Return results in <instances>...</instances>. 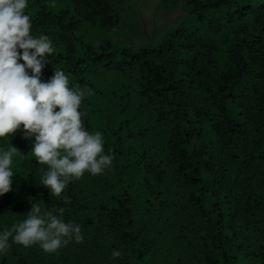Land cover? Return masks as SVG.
Here are the masks:
<instances>
[{
  "label": "trees",
  "instance_id": "16d2710c",
  "mask_svg": "<svg viewBox=\"0 0 264 264\" xmlns=\"http://www.w3.org/2000/svg\"><path fill=\"white\" fill-rule=\"evenodd\" d=\"M128 2L28 0L32 34L53 41L42 78L63 70L85 91L84 124L114 161L55 195L23 126L0 138L21 153L0 231L35 201L85 237L54 253L10 240L0 264H264V0H160L193 25L138 48L116 39Z\"/></svg>",
  "mask_w": 264,
  "mask_h": 264
},
{
  "label": "clouds",
  "instance_id": "9594fccd",
  "mask_svg": "<svg viewBox=\"0 0 264 264\" xmlns=\"http://www.w3.org/2000/svg\"><path fill=\"white\" fill-rule=\"evenodd\" d=\"M27 7L28 0H0V138L9 140L22 125L33 156L47 165L41 170V185L59 195L85 172L95 176L111 168L114 155L105 153L103 134L84 124L85 91L70 87L63 70L42 78V69L54 53L53 41L32 34ZM16 155L21 153L15 146H0V195L11 190ZM30 203L25 219L0 231V253L11 246L10 240L25 248L38 244L48 253L72 240L83 242L79 223L66 222L52 210H43L40 203ZM120 255L118 250L112 252L113 257Z\"/></svg>",
  "mask_w": 264,
  "mask_h": 264
},
{
  "label": "rangeland",
  "instance_id": "374dc122",
  "mask_svg": "<svg viewBox=\"0 0 264 264\" xmlns=\"http://www.w3.org/2000/svg\"><path fill=\"white\" fill-rule=\"evenodd\" d=\"M66 4L67 0H50V7L55 11L65 8ZM187 18L183 3L175 10H167L160 0H129L116 39L119 46L155 47L178 27L192 26L193 22Z\"/></svg>",
  "mask_w": 264,
  "mask_h": 264
}]
</instances>
